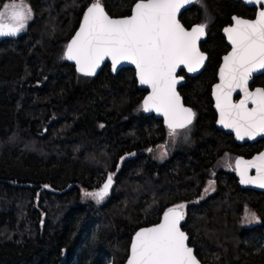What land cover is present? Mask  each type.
I'll list each match as a JSON object with an SVG mask.
<instances>
[{"label":"trees","instance_id":"obj_1","mask_svg":"<svg viewBox=\"0 0 264 264\" xmlns=\"http://www.w3.org/2000/svg\"><path fill=\"white\" fill-rule=\"evenodd\" d=\"M94 1L24 0L32 13L26 27L0 36V264H122L134 232L181 204L182 229L200 262L264 264V193L239 188L227 163L247 148L215 128L210 97L228 50L221 29L253 9L195 0L180 16L186 28L206 25L207 62L197 76L183 73L178 89L195 114L187 147L160 162L153 151L168 144L169 130L142 111L134 71L112 75L105 65L81 77L64 58ZM136 1L100 3L122 17ZM10 2L0 0V10ZM255 84L264 89V75ZM109 174L104 201L88 200L84 192L102 188ZM244 207L258 224L241 225Z\"/></svg>","mask_w":264,"mask_h":264},{"label":"snow or ice","instance_id":"obj_2","mask_svg":"<svg viewBox=\"0 0 264 264\" xmlns=\"http://www.w3.org/2000/svg\"><path fill=\"white\" fill-rule=\"evenodd\" d=\"M192 2L139 0L130 17L117 20L106 14L100 0H95L84 14L80 30L67 45L64 58L74 60L77 71L85 76L94 75L106 58L111 59L114 71L122 61L134 65L140 84L151 88V93L143 102V110L155 109L162 114L169 136L174 138L176 130L187 128L195 115L180 103L176 92V70L183 65L189 72H195L205 59L196 42L204 34L206 25L200 24L187 31L176 18L179 10ZM248 2L264 5V0ZM3 8L10 10L8 18L15 23H4L6 13L0 10V36H15L26 27L32 14L31 8L24 0H19V3L12 0L11 5L4 4ZM233 20L235 27L224 30L232 44V51L224 57L220 69L221 83L214 89L220 112L218 122L231 128L237 139L242 140L245 136L255 139L264 135V89L251 92L248 82L254 72L264 70V9L258 12L254 21L237 17ZM236 89L244 93L239 103L231 101L232 92ZM249 102L251 108L248 107ZM256 159L262 163L247 162L256 167L258 173L249 181L255 179L260 187H264V153ZM235 163L241 183L248 182L243 178V172L239 171L244 162L237 159ZM111 183L112 174H109L99 191H86L84 196L100 202L108 194ZM184 207L181 204L176 209ZM183 219V212L169 209L163 222L138 231L133 238L128 264H198L193 249L185 243L187 235L180 229ZM256 219L255 213L251 212L245 217L249 222Z\"/></svg>","mask_w":264,"mask_h":264},{"label":"water","instance_id":"obj_3","mask_svg":"<svg viewBox=\"0 0 264 264\" xmlns=\"http://www.w3.org/2000/svg\"><path fill=\"white\" fill-rule=\"evenodd\" d=\"M235 1H240L243 5H245V6L248 7V8H255V9H256L255 16H254V18H252V19H245V18L238 17V16H236V15H233V16H231V18H230V20H231V24H230V25H226V26H224V27L222 28V30H221V35H222L223 38L225 39V42H226L227 46L229 47V50H228L225 54H223V55L221 56V58H220V63H219V66H218V69H217V73H216V81L212 84L211 89H210V97H211V100H212V109H213V111H214V113H215V124H214V125H215V128H216L217 130H219V131H221V132L227 134V135H231L232 138H233V140H234V142H235L236 144H238V145H242V144H244V143H254V142H256V141L259 140V139H264V135H258V136H256L255 139H248L247 136H245L244 139L240 140V139H237V138H236V133H235L231 128H226V127H224L222 124H220V123L218 122V121L220 120V112H219V110H218V108H217V100H216V96L214 95V89H215V86H216L217 84H220V83H221V80H220V69H221V66L224 64V57L227 56V55L232 51V44L230 43V41H229V39H228V35L225 33L224 30H225L226 28L235 27V22H234V20H233V17H237V18H240V19H243V20H249V21H254V20H256L258 12H259L260 10L264 9V5H258V4H254V3H249L248 0H235ZM94 2H95V1H94ZM94 2H93V3H94ZM137 2H139V0H137V1L132 5L131 10H130V13H129L128 15H126V16H122V17H113V16H110L106 11H105V12H106V14H107L110 18H112V19H117V20H119V19H125V18H128V17H130V16L132 15V9L134 8V6H135V4H136ZM194 2H195V0H193L192 3H190V4H186L184 7H182V8L179 10V12L177 13V16H176V18H177V20L179 21V23H180V24H181V25H182L187 31H191V29H192L193 27L198 26V25H194V26H192L191 28H186V27L181 23V21H180V16L182 15V13H183L184 11L188 10L189 8H191V7L193 6ZM91 4H92V3H91ZM91 4H89V5L84 9V11H83V15H82V18H81V21H80L78 27L76 28V30L74 31L73 35L71 36V38L69 39V41L67 42V44H66V46H65V49H64V55H65V52H66V50H67V45L72 41L73 37H74V36L76 35V33L80 30L81 24H82L83 19H84V14H85V12L87 11L88 7L91 6ZM101 5H102V4H101ZM102 6H103V5H102ZM103 8H104V7H103ZM104 10H105V9H104ZM205 39H206V32H204V34H203V35L199 38V40L196 42L199 51H200L201 53H203L204 56H205V59H204L202 65L199 67V69H198L197 71H195V72H189V71L187 70V68H185L183 65H180V66L177 68V70H176V77H177V81H178L177 84H176V92H177V94H178L179 97H180V103H181L184 107H186V108H190V107L184 104L183 99H182V97H181V95L179 94V91H178V89L184 84V77H183L182 75H180V72L183 71L184 74H185L186 76H188V77H194V76H197L198 74L201 73V71L204 69V67H205V65H206V62H207V55H206V53L202 52L201 49H200V44H201L202 42H204ZM65 60L67 61L68 64H70V65H72V66L74 67V70H75L76 74H77L78 76H81V77H96V76L100 73V71L102 70V68H103L105 65H108V66H109V70H110V72H111L112 75H116V74H117L121 69H123V68H131V69L134 71V79H135V81H136V87H137V89L140 90V91H144V92H145V94H144V96H143V98H142V101H141V108H142V105H143V102H144L145 98L151 93V88H150V87H148L147 85H141V84H140V82H139V80H138V78H137V76H136V69H135V66L132 65V64H130V63H128V62H123V61H122L120 64H118V65L116 66V70L114 71V70H113V67H112V61H111V59H110V58H106V59L101 63L100 67H98V68L96 69L94 75H92V76H85V75H83L82 73H80V72L77 71V65H76V62H75L74 60H68V59H66V58H65ZM263 72H264V70L254 72L253 75H252V78H253L254 76H257V75L263 73ZM252 78H251V79L249 80V82H248V90L251 91V92H255V90L258 89V88H254L253 90H250V88H249V85H250L251 82H252ZM259 89H262V88H259ZM218 91H219V90H217V92H218ZM237 97H239V98L236 99ZM243 98H244V93H243L242 91H240V89H236L235 91L232 92V95H231V101H232L233 103H239V101H240L241 99H243ZM248 107H249V108L252 107V104H251L250 102H249V104H248ZM190 109H191V108H190ZM191 110H192V109H191ZM142 111L145 113V115H147V116H153L154 119H156V120H160V121L162 122L163 126H165V127L169 130L168 126H167L166 123H165L164 116H163L162 114L158 113L155 109H151V110H149V111H144L143 108H142ZM192 112H193V111H192ZM193 119H194V117H193ZM193 119H192V122H193ZM191 124H192V123H191ZM191 124H190V125H191ZM190 125H189V126H190ZM189 126H188V127H189ZM184 129H185V128H184ZM177 130H181V129H177ZM261 153H264V150H262V151L259 152V153L254 154L253 156H251V157L248 158V159L239 158V157L236 158V160H237V159H240L241 161L244 162V163H242V164L240 165L239 171H240V172H243V174H244V175H243V178L245 179V181H248V182H246V183H241V175L238 174V170H237V168H236V163H235V172H234V174H235V178H236V180H237V184H238V186H239L240 189H247V190H253V191H258V192H262V193H264V187H260V186L258 185V182L255 181V179H253L252 181H249V178H256V177L258 176V173H257V169H256V167L250 166V165L247 163V162H250V161H251V162H254V163H256V164H261L262 161L256 159ZM236 160H235V162H236ZM106 182H107V180L105 181V183H106ZM170 209H174V210L181 211V212H183V210H184V208H183V209H176V207H174V208H170ZM168 210H169V209H168ZM168 210H166L165 212H167ZM165 212L162 213V215L160 216L159 220H158L156 223L151 224V225H148V226L140 227V228H138V229L134 232V234L132 235V237H131V239H130V242H129L127 256H126V258H125V260H124V262H123L122 264H128V259H129V257L131 256V245H132L133 238L135 237L136 233H137L138 231L142 230V229L153 228V227L157 226L158 224H160L161 222H163ZM182 221H183V220L180 221V229H181V231H183V232L187 235V233L182 229ZM187 237H188V239H187V241H185V243L187 244L188 247H190V248L193 249V253H194V255H195L194 248H193L192 246L189 245V236L187 235ZM195 257H196V255H195ZM196 259H197V261H198V264H209V263H202V262H200V261L198 260L197 257H196Z\"/></svg>","mask_w":264,"mask_h":264},{"label":"rangeland","instance_id":"obj_4","mask_svg":"<svg viewBox=\"0 0 264 264\" xmlns=\"http://www.w3.org/2000/svg\"><path fill=\"white\" fill-rule=\"evenodd\" d=\"M11 3L12 2H10V3H7V4H9V5H11ZM17 3H19V2H17ZM3 10L5 11V13H6V15H5V18H4V23H6V24H14L15 23V21H12V20H10L9 18H8V12L10 11V10H5L4 8H3ZM25 11H26V9H25ZM30 19H31V17H30ZM30 19H28L27 20V22L30 20ZM26 22V23H27ZM6 31H7V29H5ZM24 30V29H23ZM22 30V31H23ZM22 31H20V32H22ZM176 132H177V134L175 135V137L173 138V137H170V140H169V142H168V144H166V145H159L158 147H156L155 148V150L153 151V159L154 160H156V161H164L165 159H167L174 151H176V150H182V149H184L185 147H187V145H186V142H187V137H188V132H187V130H185V129H181V130H176ZM229 161H231L230 159H229ZM225 162H226V160H225ZM208 189V191L207 192H205V189ZM101 188H99V189H97V190H93V191H90V192H96V191H99ZM212 189H213V184L211 183L210 184V182L209 183H207V185H206V187L204 188V190H203V194L204 195H206V194H208V193H210L211 191H212ZM107 196V195H106ZM106 196L104 197V199L106 198ZM87 199L88 200H90V201H92V202H94L95 204H97V205H99V204H101L103 201H104V199L102 200V201H100V202H97V200L96 199H94V198H90V197H87ZM247 210V211H246ZM248 212H251V213H253L249 208H247V207H244V209H243V214H242V219H241V225L242 226H244V227H250V226H254V225H256V224H258L259 223V219H258V217H257V219L256 220H253V221H246L245 220V217H246V215L248 214Z\"/></svg>","mask_w":264,"mask_h":264},{"label":"flooded vegetation","instance_id":"obj_5","mask_svg":"<svg viewBox=\"0 0 264 264\" xmlns=\"http://www.w3.org/2000/svg\"><path fill=\"white\" fill-rule=\"evenodd\" d=\"M235 1V0H234ZM240 2V1H239ZM253 9V16L252 17H241V16H238V17H241V18H245V19H252V18H254V16H255V12H256V9L255 8H252ZM233 16V15H232ZM237 16V15H236ZM231 18V17H230ZM231 24V20H230V23L228 24V25H230ZM222 30V29H221ZM225 40V39H224ZM226 43V42H225ZM227 45V44H226ZM228 47V46H227ZM228 50H229V47H228ZM227 50V51H228ZM183 71H181L180 72V75H182L183 76ZM185 75V74H184ZM264 75V72L263 73H261V74H259V75H257V76H254L253 78H252V82H251V84L249 85V88H250V90H253L254 88H262L263 89V87L261 86V85H258V84H255V79L256 78H259L260 76H263ZM184 77V76H183ZM239 97H237L236 99H238ZM170 137V136H169ZM232 137V136H231ZM233 139V138H232ZM262 140H264V139H259V140H257L256 142H254V143H244V144H242V145H239V146H246V151H245V154L243 155V154H239V155H236L235 156V158H231V161H228V163H227V165H228V167H229V169L231 170V171H233V172H235V160H236V158H244V159H248V158H250L251 156H253L254 154H256V153H259V152H261L262 150H264V145L262 146V145H258L257 143L259 142V141H262ZM161 145H163V144H161ZM238 145V144H237ZM251 146H255V148L258 146L259 147V149L258 150H254L255 148L253 147V149H251V150H248V148L249 147H251ZM235 175V174H234ZM236 182H237V180H236Z\"/></svg>","mask_w":264,"mask_h":264}]
</instances>
